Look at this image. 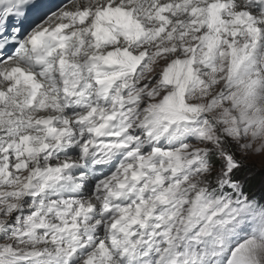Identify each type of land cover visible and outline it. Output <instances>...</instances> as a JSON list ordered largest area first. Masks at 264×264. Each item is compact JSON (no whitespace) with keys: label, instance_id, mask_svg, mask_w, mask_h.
<instances>
[{"label":"snow or ice","instance_id":"obj_1","mask_svg":"<svg viewBox=\"0 0 264 264\" xmlns=\"http://www.w3.org/2000/svg\"><path fill=\"white\" fill-rule=\"evenodd\" d=\"M153 60L163 65L154 80L172 89L155 107L170 124L184 125L177 136H186L180 149L190 158L153 149L154 157L170 159L174 183L157 188L151 203L142 197L135 211L120 208L112 223L119 236L82 237L91 231V205L42 201L29 191L31 178L19 175L51 148L27 130L33 122L25 114L43 84L23 64L73 75L84 68L104 84ZM0 80V185L16 186L0 193V264H113L114 252L120 264H139L141 253H155L158 264H208L214 253L200 246L221 227L234 233L228 264H251L264 244V0H0ZM69 166L50 165L45 189L63 182ZM146 167L152 186L165 183L153 158L142 155L132 177ZM193 172L201 179L187 185ZM170 201L176 208L156 216L157 202ZM95 227L102 230V222Z\"/></svg>","mask_w":264,"mask_h":264},{"label":"clouds","instance_id":"obj_2","mask_svg":"<svg viewBox=\"0 0 264 264\" xmlns=\"http://www.w3.org/2000/svg\"><path fill=\"white\" fill-rule=\"evenodd\" d=\"M76 2L79 3V0ZM84 2L98 4L103 0ZM243 3L246 5L247 0H243ZM78 59L83 63V57ZM23 67L33 72L43 84L36 106L25 114L33 122L27 130L34 137L42 138L34 143L39 144L46 138L51 148L37 153L30 161L31 168L20 172V177L31 178L29 191L39 194L42 201L83 202L91 205L94 208L88 217V228L91 231L81 233L82 237L93 235L96 239L107 240L113 235L119 236L118 230H112V223L118 217L120 208L127 207L135 211V205L142 197L151 203L155 200L154 192L157 188L162 190L174 183L173 173L166 171L170 159L154 157L153 149L180 150L186 160L190 158L187 150L180 149V143L186 140V136H177V129L184 125L170 124L166 114L155 107L172 91L160 79L154 80L157 73L163 71V65L153 60L140 72L125 69L124 76L104 84L97 81L94 72L84 68L73 75L72 70L62 74L59 68H45L37 64L24 63ZM143 81L148 83L142 84ZM4 86L6 81L0 80V87ZM199 96L197 90L190 94L189 99H198ZM37 123L43 124V127H36ZM49 127L56 130L51 135L48 134ZM57 136L62 144H58ZM141 155L153 158L156 170L164 176V184L152 186L147 178L154 175V172L147 167L139 179L132 177V171L139 170ZM65 162L70 166L63 169V182L49 185L45 189L46 169L50 165L55 167ZM200 179L193 172L187 185ZM146 184L148 188H145ZM14 187L11 184L0 185V193H9ZM14 202L19 204L21 201ZM175 208L176 205L171 201L168 205L157 202L155 215H166ZM180 208L186 215L187 208L183 205ZM98 221L102 222V230L95 227ZM248 222L252 223V217L248 218ZM233 235V232L225 231L224 227L210 233L209 238L200 246L202 251L214 253L208 256V264H228L225 257L231 244L235 243ZM24 247H27V243ZM113 254V264H120L122 257L116 252ZM141 257L139 264H153L154 260L157 264L159 262L155 253L146 259L141 253ZM251 264H264V244L252 253Z\"/></svg>","mask_w":264,"mask_h":264},{"label":"rangeland","instance_id":"obj_3","mask_svg":"<svg viewBox=\"0 0 264 264\" xmlns=\"http://www.w3.org/2000/svg\"><path fill=\"white\" fill-rule=\"evenodd\" d=\"M256 167H257V169L259 170V163H257Z\"/></svg>","mask_w":264,"mask_h":264}]
</instances>
